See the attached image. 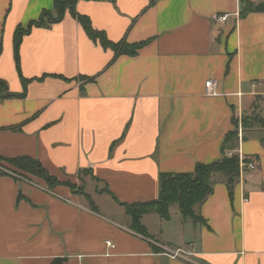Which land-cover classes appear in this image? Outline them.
<instances>
[{
    "label": "crops",
    "instance_id": "obj_1",
    "mask_svg": "<svg viewBox=\"0 0 264 264\" xmlns=\"http://www.w3.org/2000/svg\"><path fill=\"white\" fill-rule=\"evenodd\" d=\"M53 3L0 0L13 95L0 99V157L34 159L58 181L0 175V264H264V11L244 12L264 0H78L108 40L142 43L136 53L114 57L68 12L32 26L16 53V29ZM235 127L226 151L256 167L214 182L194 207L207 225L175 204L168 219L141 216L148 238L132 230L125 204L156 199L161 173L218 160ZM83 177L87 196L69 186Z\"/></svg>",
    "mask_w": 264,
    "mask_h": 264
},
{
    "label": "trees",
    "instance_id": "obj_2",
    "mask_svg": "<svg viewBox=\"0 0 264 264\" xmlns=\"http://www.w3.org/2000/svg\"><path fill=\"white\" fill-rule=\"evenodd\" d=\"M78 0H54L52 10H43L36 20H32L26 28L18 27L14 38V47L17 53L18 44L23 34L28 32L32 26L47 27L48 25L59 22L68 12L83 27L86 34L92 39L97 40L104 48H111L114 57L119 54L133 55L142 43L128 44L126 42H112L107 39L104 32L94 29L88 17L78 13L75 9ZM153 2L154 0H150ZM264 11V3L256 9L249 4L244 11ZM242 12V14H244ZM17 58V54H16ZM13 96L8 93L6 83L0 80V99ZM256 122L264 126V120L256 119ZM237 140V128L228 132L224 138L221 157L213 162L203 164L197 163L191 172L180 173H161L159 177V195L156 199L147 202H134L125 204V211L130 216L131 228L136 233L149 237L143 228L140 218L146 213H157L161 218H169V207L177 204L183 218H190L194 222L206 224L205 219L196 214L194 207L202 203L207 195L212 193L213 184L218 178H223L228 184H232L239 174V157L236 153L226 155V149H230ZM264 144V139H263ZM13 163H24L22 167L25 171L41 176L50 186H55L58 181L48 174L41 164L28 157L4 158ZM29 168V169H27ZM7 174L0 169V175ZM72 188L73 185L69 184ZM93 206V205H92ZM57 264V263H52Z\"/></svg>",
    "mask_w": 264,
    "mask_h": 264
},
{
    "label": "built area",
    "instance_id": "obj_3",
    "mask_svg": "<svg viewBox=\"0 0 264 264\" xmlns=\"http://www.w3.org/2000/svg\"><path fill=\"white\" fill-rule=\"evenodd\" d=\"M227 19V15L223 14V15H216L214 17V20L218 21V22H224ZM219 85V80L215 79V78H210L207 79L204 83V87H205V93L207 95H217V87ZM238 135L239 137H241V129H238ZM232 151H226V155H231ZM239 157V170H242L244 168H250V169H254L256 167V164L251 162H247L243 159L241 154H238ZM106 245H108L109 247H112L113 244L110 241H106ZM164 249L166 250V252L168 253V255H170L171 257L177 258V257H182L185 256L187 254H189L188 251H185L183 249H179V248H168V247H164Z\"/></svg>",
    "mask_w": 264,
    "mask_h": 264
},
{
    "label": "rangeland",
    "instance_id": "obj_4",
    "mask_svg": "<svg viewBox=\"0 0 264 264\" xmlns=\"http://www.w3.org/2000/svg\"><path fill=\"white\" fill-rule=\"evenodd\" d=\"M24 163H13V162H9L7 160H2L0 159V169L4 172H6L7 174L13 175L16 178H21L24 177V175L28 174H32V175H37V174H33L30 172L25 171L22 167H24ZM29 169V168H27ZM39 176V175H37ZM83 176V173L82 175ZM41 177V176H40ZM84 177H86L85 173H84ZM84 177L82 179H84ZM49 185V184H48ZM230 186V185H229ZM72 189L75 190V192H79L80 194H84L85 190L87 189H92V186L90 185V182L82 180L81 182H79L77 184V186L72 187ZM85 195L87 196V194L85 193ZM175 204L172 205V207H176L174 206ZM153 217H158L157 215H153ZM157 219V218H156ZM131 225V224H130Z\"/></svg>",
    "mask_w": 264,
    "mask_h": 264
}]
</instances>
